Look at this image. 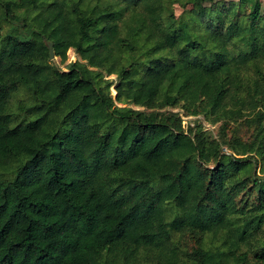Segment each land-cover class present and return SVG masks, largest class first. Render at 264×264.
Here are the masks:
<instances>
[{
	"label": "trees",
	"instance_id": "1",
	"mask_svg": "<svg viewBox=\"0 0 264 264\" xmlns=\"http://www.w3.org/2000/svg\"><path fill=\"white\" fill-rule=\"evenodd\" d=\"M259 172L262 0H0V264H264Z\"/></svg>",
	"mask_w": 264,
	"mask_h": 264
},
{
	"label": "rangeland",
	"instance_id": "2",
	"mask_svg": "<svg viewBox=\"0 0 264 264\" xmlns=\"http://www.w3.org/2000/svg\"><path fill=\"white\" fill-rule=\"evenodd\" d=\"M182 10H183V8L181 6H179V5L175 6L174 11H175L176 15L181 14ZM262 11L264 13V0H262ZM76 59L83 60L82 58H80V55L74 49L71 48L68 51V59L66 62H61V59L58 56H55L51 60H53L55 63H57L61 68L67 69L68 63H70L71 60L74 61ZM250 73L255 74V70L251 68ZM107 74L108 73H106L107 78L111 77V78L116 79V74H110V75H107ZM112 92H113V95H115L117 93V91L115 89V84L112 86ZM20 96H21V94L14 96L13 101H12V105L14 108L18 106V103H19L18 100H19ZM117 103L120 105H123V103H121V102H117ZM131 105L135 108L147 109V108L139 106V105H135V104H131ZM167 108L170 110H173V111H179L180 112V115L183 118V124L185 125V127H187V125L195 126L196 124L201 123L202 129H203L202 131L207 133L211 138L212 137L221 138L222 131H223V130H221V122L213 123L212 121H210L206 117V115L204 113H200V114H196V115L187 114L181 106H168ZM148 110H151V109H148ZM255 116H256L255 111L248 110V115L244 116L242 119L238 120L237 122L231 123V125H230L231 127L228 130L227 136H231V135H233V133H238L241 135V137L243 139L249 138L252 135V132L254 130V125H255L254 123H249V120L254 118ZM227 149H228L227 146H224V150H227ZM258 177L264 178V173L259 172ZM193 235H191V234L188 235V233H187L185 238L187 240L188 245L195 242L196 237Z\"/></svg>",
	"mask_w": 264,
	"mask_h": 264
},
{
	"label": "water",
	"instance_id": "3",
	"mask_svg": "<svg viewBox=\"0 0 264 264\" xmlns=\"http://www.w3.org/2000/svg\"><path fill=\"white\" fill-rule=\"evenodd\" d=\"M46 43L50 49V59L54 58L55 57V51H54V46H53V42L46 39Z\"/></svg>",
	"mask_w": 264,
	"mask_h": 264
}]
</instances>
